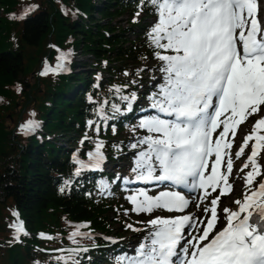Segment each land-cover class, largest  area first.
<instances>
[{
	"label": "trees",
	"instance_id": "obj_1",
	"mask_svg": "<svg viewBox=\"0 0 264 264\" xmlns=\"http://www.w3.org/2000/svg\"><path fill=\"white\" fill-rule=\"evenodd\" d=\"M137 13L157 17L148 0H0V264L120 262L110 249L97 251L99 259L94 260L92 255L71 257L58 249L103 248L99 238L69 239V233L83 225L111 233L110 223L115 221L130 231L121 200L98 203L86 194L90 185L68 192L63 184L65 177L82 168L73 153L84 155V148L95 149L101 137L116 136L99 120L101 111L112 114L113 106L124 100L112 86L121 85L131 94L139 89L144 65L160 51L151 45L150 24L131 22ZM125 16L130 26L117 27L115 22ZM73 48L91 56L93 70L38 75L46 69L41 67L44 58L55 65L57 51ZM34 120H41L44 129L29 139L20 125ZM64 134L71 136L63 145L59 136ZM114 142L108 143L112 154L120 147ZM18 217L25 221L28 235L15 229ZM45 232L56 239L40 240L38 235Z\"/></svg>",
	"mask_w": 264,
	"mask_h": 264
},
{
	"label": "snow or ice",
	"instance_id": "obj_2",
	"mask_svg": "<svg viewBox=\"0 0 264 264\" xmlns=\"http://www.w3.org/2000/svg\"><path fill=\"white\" fill-rule=\"evenodd\" d=\"M148 3L157 16L149 38L151 45L160 50L154 56L162 62L159 71L164 74L162 83L157 85L158 92L150 97L151 107L173 119L156 116L142 120L141 127L154 134L138 142L147 146L137 162V168L146 171V175L141 172L142 178L203 189L205 195L209 188L216 191L217 187H226L230 192L227 177L232 173L231 158L227 160L226 172L218 175L221 141L230 131L234 139L240 123L262 113L238 151V155H243L248 142L256 140L243 165L252 166L246 176V184L251 186L254 177L260 175L256 157L264 149V135L258 134L264 129V0ZM135 98L133 94L132 99ZM221 125L220 137L213 141L212 135ZM35 127L38 125L34 121L22 126L25 130ZM131 146L135 148L137 144ZM224 147L231 148V143ZM213 156L210 174L205 176ZM225 194L221 190L209 202L211 207L204 209L210 213L206 223L205 218L191 214L150 220L154 231L139 246L133 264H264V224L250 222L253 213L249 211L253 197H264V181L255 190L249 187L243 200L234 201L237 209L224 207L222 217H218L219 198ZM140 196L144 198L139 202L137 196L129 198L138 213L151 214L154 209L183 212L189 205V200L176 191L155 197L141 192ZM259 215L264 221V209ZM218 219L223 223L216 230ZM197 226L202 231L195 235L184 232L186 227ZM16 227L22 230V226ZM213 231L215 234L209 239Z\"/></svg>",
	"mask_w": 264,
	"mask_h": 264
},
{
	"label": "rangeland",
	"instance_id": "obj_3",
	"mask_svg": "<svg viewBox=\"0 0 264 264\" xmlns=\"http://www.w3.org/2000/svg\"><path fill=\"white\" fill-rule=\"evenodd\" d=\"M96 19H100L101 16L100 14H98L97 12L94 13ZM146 17L145 14H140L139 16L136 17L137 21H143L144 18ZM149 23L154 22L153 19H148ZM106 22V21H104ZM131 22H133L131 20ZM129 21V16H125L124 18L117 20L115 22V25L117 27H129L130 23ZM91 56H84L83 53H81L80 50H78V53H73L70 58H68L69 61L71 62H77L78 64L81 62H83L84 64L82 66L86 67V68H81V70H79V72L77 74H85L87 72H89L90 70H93V68L90 65L91 61ZM86 62V64H85ZM157 68V71H153L154 73L149 72L150 69H154ZM159 66H157V63H155L154 61H149L146 64V70H145V76L141 77L142 80V89L143 92H146L147 90L150 89V87L152 86L153 89L158 90L157 85L162 83V76L164 75L163 73H161L159 71ZM135 79L136 77H131V79ZM145 81H148L150 85L144 84ZM264 109V106L263 108ZM262 113L259 114V119L261 118ZM246 120H249V123L246 124V126H241L239 128V130L237 131L236 135H235V141L232 144V147L234 148V154L229 155V158H231V162L233 165V173L231 175V177H229V181H230V185H231V190H232V195L229 197V199L224 203V205H222L221 209L224 207L230 208V209H237L239 206L236 205L234 203L235 200H243L244 198V194L246 192H249L248 188H247V184H246V176L250 171V167L247 168V173H243L241 171V169H243V165L246 163V160H240V158H245L248 156V154L245 153L244 149V153L243 155H238V151H239V146L242 145L244 143V136L252 133L253 131V125L256 123V119H252V116H249ZM259 135H262L261 133H258ZM71 135L64 134V136H59L60 142L64 144H68V142H66V140H69ZM133 140V139H132ZM62 145V144H61ZM128 155H135L138 159L140 158V153L138 154V152H133V153H127ZM119 162V161H116ZM259 171H260V177H264V152L262 153L261 158L259 159ZM237 177V179H235ZM256 177V176H255ZM131 197V195L126 194V196H124V201L126 203V207L127 209H131L130 212L133 213L131 216L132 220L131 222L134 223L136 221H142L143 223L145 222V229L149 230L150 232L154 231V229L152 228V226H148L147 224H149V219H146V214L145 212L141 211V212H137L136 211V206L135 204L132 203V201L129 199ZM139 200V199H138ZM210 201H203L201 205H199V207H197V205L195 206V214L198 215V217H203L206 213L204 209L206 208H210L211 204L209 203ZM221 209L219 211V217H222V213H221ZM134 214H140L142 215L141 218H137L134 216ZM158 216L153 217L152 219L157 218ZM151 219V220H152ZM148 222V223H146ZM112 223V233L111 234H107L105 235L106 237H108V239L114 243L117 242H124V244L126 245L125 249L126 251L128 250V248L130 247L131 253L134 255V253L138 250L139 246L146 240V238H148V231L147 232H143L142 234L140 233H130V234H123L125 231H123L122 228H120V226H118L117 223L111 222ZM135 225V229H138L139 227L143 226H139L138 224H134ZM143 230V229H142ZM121 238V240H120ZM123 238V239H122ZM150 238V237H149Z\"/></svg>",
	"mask_w": 264,
	"mask_h": 264
},
{
	"label": "bare ground",
	"instance_id": "obj_4",
	"mask_svg": "<svg viewBox=\"0 0 264 264\" xmlns=\"http://www.w3.org/2000/svg\"><path fill=\"white\" fill-rule=\"evenodd\" d=\"M236 201V200H235Z\"/></svg>",
	"mask_w": 264,
	"mask_h": 264
}]
</instances>
